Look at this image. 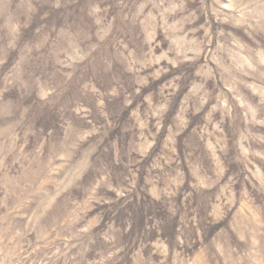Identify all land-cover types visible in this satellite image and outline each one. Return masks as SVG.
Segmentation results:
<instances>
[{
  "label": "rangeland",
  "instance_id": "rangeland-1",
  "mask_svg": "<svg viewBox=\"0 0 264 264\" xmlns=\"http://www.w3.org/2000/svg\"><path fill=\"white\" fill-rule=\"evenodd\" d=\"M0 264H264V0H0Z\"/></svg>",
  "mask_w": 264,
  "mask_h": 264
}]
</instances>
